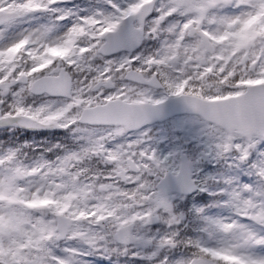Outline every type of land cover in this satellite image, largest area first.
<instances>
[{
  "label": "snow or ice",
  "instance_id": "6c2138e0",
  "mask_svg": "<svg viewBox=\"0 0 264 264\" xmlns=\"http://www.w3.org/2000/svg\"><path fill=\"white\" fill-rule=\"evenodd\" d=\"M107 2L111 10L78 16L62 36H53L55 24H41L0 46V124L114 126L54 163L29 166L19 148L0 152V264H84L78 258L89 253L60 245L73 239L90 251H116L109 245L122 244L125 253L137 241L154 249L148 259L160 257L158 264H264V255L255 252L264 248V163L250 166L256 188L225 190L233 216L213 217L197 208L196 235L186 236L179 227L183 214L173 211L157 183L167 175L164 162L140 148L139 140L116 150L105 146L146 123L163 103L151 90L163 88L211 122L219 133L217 155L235 151L247 161L255 138H264V0ZM57 3L0 0V25L55 13ZM4 31L0 27V38ZM162 33L151 54L106 59ZM97 57L101 65L93 64ZM41 94L64 100L26 103ZM91 157L112 164L111 171L90 174L81 164ZM180 183L184 191L196 186L187 176ZM155 221L167 229L151 236L133 231Z\"/></svg>",
  "mask_w": 264,
  "mask_h": 264
},
{
  "label": "rangeland",
  "instance_id": "374dc122",
  "mask_svg": "<svg viewBox=\"0 0 264 264\" xmlns=\"http://www.w3.org/2000/svg\"><path fill=\"white\" fill-rule=\"evenodd\" d=\"M85 0L75 1V6L72 7L67 3H57L53 5L54 8L59 9L55 13H37L31 17H25L18 19L10 25H1L0 27L5 28L3 38H0V46H3L12 40L18 38L21 32L31 30L41 24H55L56 27L53 32V36H62L76 21L78 16H85L79 9H83L87 5L84 4ZM107 2V0H103ZM113 2V1H112ZM108 3V2H107ZM117 3H119L117 1ZM102 10L109 11L104 3L99 4L94 11ZM236 11L235 9H227L228 14ZM70 13L66 16L65 20L56 21L55 17ZM163 36L159 40L158 47L161 46V41L164 39ZM158 48V49H159ZM136 55H141L140 51L135 52ZM125 55L110 56L108 59L116 58L119 59ZM103 60L99 57L93 61L94 65H101ZM117 86L121 83L117 81ZM114 89H106V92L113 91ZM151 95L154 99H163L168 95L165 89H152ZM10 99V97H9ZM64 98L61 97H49L44 95L36 96V98H26V103L38 106L43 103L55 101L56 104H60ZM2 107V106H0ZM54 128V133L58 134L62 138L69 139L64 142L60 140L55 144V147H48L46 150L36 153V156L32 157L31 160L27 161L26 156L22 159L25 164L29 166H35L43 162L54 163L59 159H62L66 155L71 153H78L84 147L100 136L107 134L109 130L100 128H90L88 126H72L70 128ZM11 133V132H10ZM46 134H51L47 132ZM56 137V136H55ZM141 141L139 144L140 148L148 149L156 154V157L164 162V167L167 170H174L177 167L178 151L183 150L187 153L188 157L192 160L194 165L193 178L195 182L200 183V190L205 191L203 198L205 204L201 202H195V198L186 197L183 198L176 195L168 196L170 202L173 205V211L178 205L184 204L187 208H203L205 212L213 217H231L233 216V210L225 203L228 199L225 194V190L231 188H238L243 185H250L253 188L258 186V178L254 173V170L250 167L253 164L264 163V139L260 137L255 138L254 148L251 150L250 155L253 152V156H250L247 161H240L238 159L239 154L235 151L225 153L223 155H217L218 149L216 145L219 141V133L212 125L201 121V119L195 116H177L173 117L166 122L156 123L153 126H148L142 130L135 131L134 133H124V135L115 136L108 140L106 148L108 150H116L118 147H126L128 144L134 143L135 141ZM235 142H243L241 139H237ZM40 143L45 146L44 142ZM0 152L8 150L0 143ZM17 147V144L14 146ZM11 149V148H10ZM49 153V155H48ZM25 155V154H22ZM82 167L89 169L90 174L103 173L107 175L113 165L104 162L100 157H91L86 159L81 164ZM162 175V174H161ZM155 179V178H153ZM231 181V184L227 183ZM131 184H121L124 189L130 188ZM203 189V190H202ZM195 212V211H194ZM177 214V213H176ZM178 215V214H177ZM197 220V224L192 229L196 230L199 226L200 221ZM241 223L251 224L252 222L247 218H239ZM160 222V221H159ZM163 223L160 222L154 229H135L138 235L143 236L145 233L151 236L157 232L162 231ZM165 229V226L163 230ZM196 232V231H195ZM62 248H74L81 252L89 253L82 255L78 259L83 261L84 264H133V259L140 257L141 253L146 255V258L154 250L150 246H146L145 252L141 251L142 243L137 241H131L127 246L128 252L125 253L123 249H118L116 244H110L109 248L117 249L116 251L104 252L90 251L82 241L80 240H67L60 241ZM257 255H264V248L255 249ZM134 253H137L134 255ZM160 258V257H155ZM154 259V258H153ZM151 259V260H153Z\"/></svg>",
  "mask_w": 264,
  "mask_h": 264
},
{
  "label": "water",
  "instance_id": "95a60500",
  "mask_svg": "<svg viewBox=\"0 0 264 264\" xmlns=\"http://www.w3.org/2000/svg\"><path fill=\"white\" fill-rule=\"evenodd\" d=\"M178 112L196 113L201 118L207 120L201 113L193 110L187 103H185V101L182 98L179 97V98L169 100L168 102L164 101L161 105L158 106L157 112L146 123L159 120V119H163L165 117H168ZM28 128H31V127H28ZM177 173H179L180 176H177L176 174L175 175H171V174L164 175L159 180L158 185L161 188H163L165 193L172 192V191L179 192V193L192 192L195 187L190 191H184L182 190L181 183H180L181 177L187 176L190 179V175H191V165L189 161L186 160L185 155H180V165H179V169Z\"/></svg>",
  "mask_w": 264,
  "mask_h": 264
},
{
  "label": "flooded vegetation",
  "instance_id": "af4514ba",
  "mask_svg": "<svg viewBox=\"0 0 264 264\" xmlns=\"http://www.w3.org/2000/svg\"><path fill=\"white\" fill-rule=\"evenodd\" d=\"M123 3H126V0H121ZM227 13V9L224 10ZM157 15L156 13H153L152 16L148 17L147 19L150 21L152 19L153 16ZM172 20V18H169V20L165 21L164 24L162 25V27H165L170 21ZM165 34L162 33L161 37L159 39H161Z\"/></svg>",
  "mask_w": 264,
  "mask_h": 264
}]
</instances>
